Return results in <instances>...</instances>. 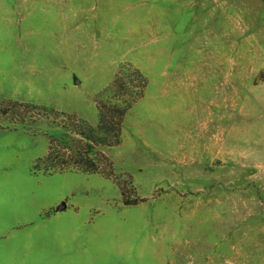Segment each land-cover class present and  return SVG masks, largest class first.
I'll list each match as a JSON object with an SVG mask.
<instances>
[{
    "label": "rangeland",
    "instance_id": "1",
    "mask_svg": "<svg viewBox=\"0 0 264 264\" xmlns=\"http://www.w3.org/2000/svg\"><path fill=\"white\" fill-rule=\"evenodd\" d=\"M101 100L120 141L33 173ZM5 221L0 264H264V0H0Z\"/></svg>",
    "mask_w": 264,
    "mask_h": 264
},
{
    "label": "trees",
    "instance_id": "2",
    "mask_svg": "<svg viewBox=\"0 0 264 264\" xmlns=\"http://www.w3.org/2000/svg\"><path fill=\"white\" fill-rule=\"evenodd\" d=\"M129 107L130 103L124 105L120 100H101L96 126L82 122L73 131L62 126L61 132L50 136L48 153L36 160L32 172L54 174L74 170L90 171L92 167L89 166V157L95 153V147L113 145L120 141L121 121Z\"/></svg>",
    "mask_w": 264,
    "mask_h": 264
},
{
    "label": "crops",
    "instance_id": "3",
    "mask_svg": "<svg viewBox=\"0 0 264 264\" xmlns=\"http://www.w3.org/2000/svg\"><path fill=\"white\" fill-rule=\"evenodd\" d=\"M5 222H7V221H5ZM5 222H3L1 225H0V227H1V229H7V228H12L13 227V225H14V223H11V225H9V222H7L8 224L5 226ZM4 231H2V233H3ZM4 238V237H3ZM13 254V253H12ZM20 255V254H19ZM18 256V255H17ZM21 256V255H20ZM13 263H14V261H13Z\"/></svg>",
    "mask_w": 264,
    "mask_h": 264
},
{
    "label": "water",
    "instance_id": "4",
    "mask_svg": "<svg viewBox=\"0 0 264 264\" xmlns=\"http://www.w3.org/2000/svg\"><path fill=\"white\" fill-rule=\"evenodd\" d=\"M75 83H76V84L79 83V79H78V78H75ZM65 205H66L65 202L61 203V204L59 205V208H63Z\"/></svg>",
    "mask_w": 264,
    "mask_h": 264
}]
</instances>
